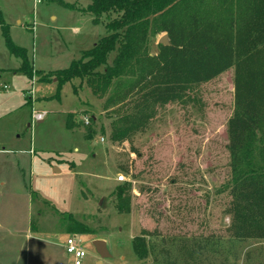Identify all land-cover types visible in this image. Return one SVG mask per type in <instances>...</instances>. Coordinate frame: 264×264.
Here are the masks:
<instances>
[{
    "label": "rangeland",
    "instance_id": "obj_1",
    "mask_svg": "<svg viewBox=\"0 0 264 264\" xmlns=\"http://www.w3.org/2000/svg\"><path fill=\"white\" fill-rule=\"evenodd\" d=\"M89 3L0 0V17L33 70L47 73L79 60L120 15L94 21ZM248 4L224 6L231 27L221 32L235 49L232 66L137 116L151 73L137 71L135 58L156 54L164 34L158 20L123 30L124 47L96 70L103 74L124 56L106 85L73 79L60 88L18 70L21 59L8 51L0 23V264H71L62 249L69 234L87 248L83 264H264V238L232 239L225 214L235 82L264 67V6ZM200 8L225 19L214 0ZM256 146L254 160L261 152L264 161V142ZM74 222L82 232L73 231ZM94 240L105 242L107 258L95 253Z\"/></svg>",
    "mask_w": 264,
    "mask_h": 264
},
{
    "label": "trees",
    "instance_id": "obj_2",
    "mask_svg": "<svg viewBox=\"0 0 264 264\" xmlns=\"http://www.w3.org/2000/svg\"><path fill=\"white\" fill-rule=\"evenodd\" d=\"M214 1L219 3V11L224 13L225 19L219 15L209 18V14H203L200 6L209 0H90L85 11L93 16L94 21L110 12L120 15L105 24L107 34L91 49L83 51L79 60L73 61L65 70L47 73L33 70L28 64L25 50L11 42L1 17L0 23L8 51L21 59L18 70L29 78L34 72L40 81L50 82L54 79L60 88L73 79L80 80V83H93V86L101 85L97 82L103 79L106 85L116 75V68L126 59L119 54L103 74L96 70L105 65L109 54L124 47L127 36L123 30L129 31L139 23L147 22L149 17L158 20V27L167 35L169 44L158 45L156 54L152 56L135 58L139 64L137 71L151 73L147 89L141 96L142 103L136 107L137 116L139 109H146L149 104L175 101L183 95L187 86L211 81L232 66L235 49L231 39L221 31L227 26L231 27L230 11L224 6L231 5L234 0ZM245 2H250L248 7L254 2L264 6V0ZM101 87H96L92 92L99 93ZM262 104L264 67L248 73L245 80L235 82L234 107L226 123L231 180L227 184L230 201L225 214L229 217L227 232L236 241L264 238V161L261 152L260 158L254 160L253 157L256 144L264 142L262 136L255 138L264 126L260 113ZM69 122L70 115L67 117V128H70ZM73 231L82 232V227L74 222ZM136 247V243H133L135 254L141 257L143 253Z\"/></svg>",
    "mask_w": 264,
    "mask_h": 264
},
{
    "label": "built area",
    "instance_id": "obj_3",
    "mask_svg": "<svg viewBox=\"0 0 264 264\" xmlns=\"http://www.w3.org/2000/svg\"><path fill=\"white\" fill-rule=\"evenodd\" d=\"M41 115L36 116L37 120L41 119ZM88 120L83 117V123L87 124ZM124 177H117L118 181H123ZM80 235L69 234L65 237L62 243V249L64 253L71 258V264H83L84 259L87 256V248L81 241Z\"/></svg>",
    "mask_w": 264,
    "mask_h": 264
},
{
    "label": "water",
    "instance_id": "obj_4",
    "mask_svg": "<svg viewBox=\"0 0 264 264\" xmlns=\"http://www.w3.org/2000/svg\"><path fill=\"white\" fill-rule=\"evenodd\" d=\"M157 44L160 46H166L168 45V38L166 34H163L159 37L157 40ZM55 81V80H54ZM91 245L95 251V253L99 256L100 259L107 258L108 252L105 247V242L102 240H94L91 242ZM99 264V263H96Z\"/></svg>",
    "mask_w": 264,
    "mask_h": 264
}]
</instances>
